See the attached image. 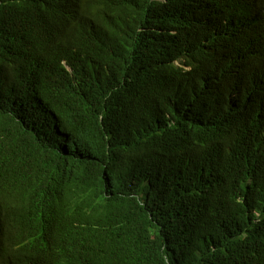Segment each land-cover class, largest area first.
Here are the masks:
<instances>
[{"label": "trees", "instance_id": "1", "mask_svg": "<svg viewBox=\"0 0 264 264\" xmlns=\"http://www.w3.org/2000/svg\"><path fill=\"white\" fill-rule=\"evenodd\" d=\"M0 264H264V0H0Z\"/></svg>", "mask_w": 264, "mask_h": 264}]
</instances>
